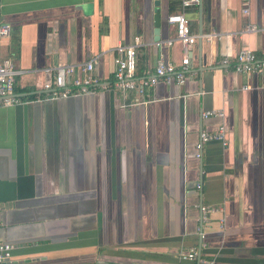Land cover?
<instances>
[{"label":"crops","instance_id":"0c3cea01","mask_svg":"<svg viewBox=\"0 0 264 264\" xmlns=\"http://www.w3.org/2000/svg\"><path fill=\"white\" fill-rule=\"evenodd\" d=\"M182 0H0V62L26 103L0 108V242L12 264H264V0H210L187 16L198 40L184 84L115 87L119 42L141 39L138 75L182 65L168 23ZM250 25L258 31L248 32ZM228 59L230 65L222 61ZM95 61L106 89L41 100L59 65ZM224 112L205 119L203 113ZM225 127L197 158L203 131ZM201 185V188H198ZM201 206L214 211L199 235Z\"/></svg>","mask_w":264,"mask_h":264},{"label":"built area","instance_id":"2783aa9c","mask_svg":"<svg viewBox=\"0 0 264 264\" xmlns=\"http://www.w3.org/2000/svg\"><path fill=\"white\" fill-rule=\"evenodd\" d=\"M249 1L242 0L245 5L244 12H249ZM201 0H182L181 9L172 13L168 17V23L175 28L176 35L174 40L167 42L168 45L178 42L182 48V65L179 67L172 63H167L163 58L157 62L153 72L147 74L145 77L138 75V47L141 45V39H135L132 45L119 42L115 47L117 58L115 60V70L113 73V83L115 87L123 91H137L144 94L146 88L156 86L158 83L164 81L170 83L176 81L178 84H184L186 77L189 74V65L191 63L193 49L202 38L210 39L213 34L199 35L192 32L190 21L187 16V11L193 6L200 5ZM248 32L258 31L256 25H250ZM12 36V27L9 24L0 25V38H10ZM224 66L230 65L228 59L222 61ZM235 71L244 74H256L264 72V54L257 55L251 50L244 49L239 52L234 61ZM95 61L90 60L80 65L64 64L55 68V75L52 82L45 83L43 90L46 96L41 100H55L65 99L71 96L85 95L94 90L98 86L106 89L107 86L98 79L94 74ZM16 70L14 57L10 55L0 62V108L8 107L18 104L26 103L16 90ZM205 119L224 117V112L219 110H212L203 113ZM211 141L225 142V127L221 126L218 131L208 132L203 131L200 134V141L197 144L198 152L197 158H201L203 146ZM201 188V185H198ZM205 206H201L199 235L203 241L206 234L203 231V224L209 221V216L213 212ZM15 246L11 243L0 242V264H12L14 262ZM183 259L190 261H198L199 264H214L212 260L201 257L197 248L191 249L188 253L182 255Z\"/></svg>","mask_w":264,"mask_h":264},{"label":"water","instance_id":"95a60500","mask_svg":"<svg viewBox=\"0 0 264 264\" xmlns=\"http://www.w3.org/2000/svg\"><path fill=\"white\" fill-rule=\"evenodd\" d=\"M206 3H208V5H210V0H206ZM204 4H205V0H201L200 6H203ZM200 254H201V252H200Z\"/></svg>","mask_w":264,"mask_h":264}]
</instances>
